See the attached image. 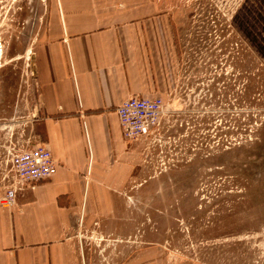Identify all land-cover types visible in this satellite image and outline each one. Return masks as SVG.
Returning a JSON list of instances; mask_svg holds the SVG:
<instances>
[{
  "label": "rangeland",
  "instance_id": "obj_1",
  "mask_svg": "<svg viewBox=\"0 0 264 264\" xmlns=\"http://www.w3.org/2000/svg\"><path fill=\"white\" fill-rule=\"evenodd\" d=\"M52 1L0 0V158L9 167L34 145L33 55ZM114 1L163 18L164 82L152 95L164 110L134 140L120 210L81 231L87 264H264V62L236 28L245 0Z\"/></svg>",
  "mask_w": 264,
  "mask_h": 264
},
{
  "label": "crops",
  "instance_id": "obj_2",
  "mask_svg": "<svg viewBox=\"0 0 264 264\" xmlns=\"http://www.w3.org/2000/svg\"><path fill=\"white\" fill-rule=\"evenodd\" d=\"M162 21L137 16L127 1H52L33 55L31 146L50 149L58 169L19 191L16 204H0V264H87L81 231L114 217L135 178V141L124 137L116 108L163 84L169 42ZM235 24L264 62V0H245ZM9 175L0 158V196Z\"/></svg>",
  "mask_w": 264,
  "mask_h": 264
},
{
  "label": "built area",
  "instance_id": "obj_3",
  "mask_svg": "<svg viewBox=\"0 0 264 264\" xmlns=\"http://www.w3.org/2000/svg\"><path fill=\"white\" fill-rule=\"evenodd\" d=\"M2 52L3 45L0 43ZM163 110L164 101L160 95L135 96L124 100L116 108L124 137L137 140L148 135L159 123ZM9 163L10 175L5 191L0 196L1 205L16 204L19 191L52 177L58 169L57 161L45 145L22 148L12 154Z\"/></svg>",
  "mask_w": 264,
  "mask_h": 264
}]
</instances>
